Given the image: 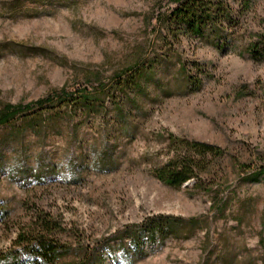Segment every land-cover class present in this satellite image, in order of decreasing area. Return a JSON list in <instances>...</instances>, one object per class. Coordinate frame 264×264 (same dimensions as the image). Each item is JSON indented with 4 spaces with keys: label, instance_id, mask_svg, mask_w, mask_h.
I'll use <instances>...</instances> for the list:
<instances>
[{
    "label": "rangeland",
    "instance_id": "374dc122",
    "mask_svg": "<svg viewBox=\"0 0 264 264\" xmlns=\"http://www.w3.org/2000/svg\"><path fill=\"white\" fill-rule=\"evenodd\" d=\"M162 1L0 0V110L154 65L99 115L0 127V253L43 213L68 249L59 264H264V60L245 53L264 33V0L236 5L225 50L189 36L164 45L151 21ZM188 157L199 168L182 187L158 179ZM162 215L184 219L176 237L138 249L124 236Z\"/></svg>",
    "mask_w": 264,
    "mask_h": 264
},
{
    "label": "trees",
    "instance_id": "16d2710c",
    "mask_svg": "<svg viewBox=\"0 0 264 264\" xmlns=\"http://www.w3.org/2000/svg\"><path fill=\"white\" fill-rule=\"evenodd\" d=\"M237 4L242 11H246L251 7L252 2L251 0H163L151 21L154 30L159 28L157 33L164 45L189 36L220 50H225L227 47L234 49V36L240 24L235 9ZM245 47V53L253 59L264 60V33L256 34L255 39ZM153 69L152 63L138 65L128 71L114 74L111 86L102 82H87L73 89L63 88L54 91L38 102L5 106L0 110V127L10 126L19 118L23 122L34 124L41 117L69 120L79 111L89 115H99L107 100L118 101L116 95L125 93L128 87H137L140 79ZM189 79L191 91H199L202 81L191 77ZM37 127L32 125L30 129L36 131ZM187 146L189 150L200 156L208 153L217 156L223 154V150L207 144L190 142ZM100 156L103 159L104 153ZM196 168H199L196 159L188 157L182 164L161 169L158 179L172 188H180L196 176ZM105 170L100 171L109 172ZM260 175L264 176V168L261 169ZM183 222L184 219L181 217L166 215L152 217L133 229H127L124 236L140 249L144 237L151 244L163 242L168 236L176 237L177 225ZM36 223L32 231L19 235L13 250L0 253V264L60 263L59 261L68 253L67 247L53 235V232L60 228V224L43 213L39 215ZM102 248H109V241L103 243ZM93 257V255L89 257L87 264L92 262Z\"/></svg>",
    "mask_w": 264,
    "mask_h": 264
}]
</instances>
